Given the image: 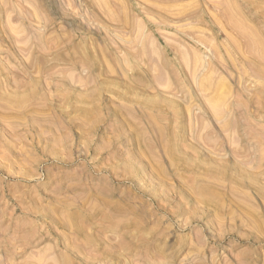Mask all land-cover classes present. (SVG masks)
Returning a JSON list of instances; mask_svg holds the SVG:
<instances>
[{"label":"rangeland","instance_id":"374dc122","mask_svg":"<svg viewBox=\"0 0 264 264\" xmlns=\"http://www.w3.org/2000/svg\"><path fill=\"white\" fill-rule=\"evenodd\" d=\"M263 106L264 0H0V264H264Z\"/></svg>","mask_w":264,"mask_h":264},{"label":"bare ground","instance_id":"6f19581e","mask_svg":"<svg viewBox=\"0 0 264 264\" xmlns=\"http://www.w3.org/2000/svg\"><path fill=\"white\" fill-rule=\"evenodd\" d=\"M238 26H239V25H238ZM238 26H237V27H238ZM253 44H254V43H253ZM251 73H252V71H251ZM263 107H264V106H263ZM218 109H219V108H218Z\"/></svg>","mask_w":264,"mask_h":264}]
</instances>
